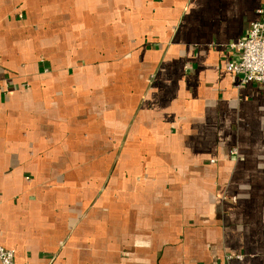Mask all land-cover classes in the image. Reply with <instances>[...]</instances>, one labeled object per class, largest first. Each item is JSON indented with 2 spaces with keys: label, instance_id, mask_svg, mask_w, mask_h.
I'll use <instances>...</instances> for the list:
<instances>
[{
  "label": "crops",
  "instance_id": "obj_1",
  "mask_svg": "<svg viewBox=\"0 0 264 264\" xmlns=\"http://www.w3.org/2000/svg\"><path fill=\"white\" fill-rule=\"evenodd\" d=\"M260 8L0 0L15 264H264V83L227 68Z\"/></svg>",
  "mask_w": 264,
  "mask_h": 264
},
{
  "label": "built area",
  "instance_id": "obj_2",
  "mask_svg": "<svg viewBox=\"0 0 264 264\" xmlns=\"http://www.w3.org/2000/svg\"><path fill=\"white\" fill-rule=\"evenodd\" d=\"M259 18L253 21L246 38L235 44L237 60L229 63L228 70L239 77L238 86L264 83V8L257 11ZM14 251L0 245V264H15ZM216 262L214 264H229Z\"/></svg>",
  "mask_w": 264,
  "mask_h": 264
},
{
  "label": "rangeland",
  "instance_id": "obj_3",
  "mask_svg": "<svg viewBox=\"0 0 264 264\" xmlns=\"http://www.w3.org/2000/svg\"><path fill=\"white\" fill-rule=\"evenodd\" d=\"M232 152L237 154L238 151H237L236 148H233V149H232ZM229 257H230V259L232 258L231 255H229ZM216 262H219V261H215V262H213L212 264H214V263H216ZM223 262H225V261H221V263H223ZM225 263H226V262H225ZM229 264H230V263H229Z\"/></svg>",
  "mask_w": 264,
  "mask_h": 264
}]
</instances>
